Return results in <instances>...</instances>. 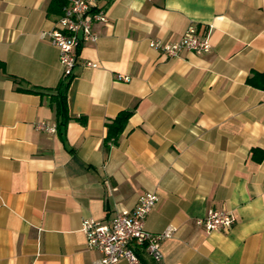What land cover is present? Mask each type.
I'll return each mask as SVG.
<instances>
[{
    "label": "crops",
    "instance_id": "crops-1",
    "mask_svg": "<svg viewBox=\"0 0 264 264\" xmlns=\"http://www.w3.org/2000/svg\"><path fill=\"white\" fill-rule=\"evenodd\" d=\"M51 2L0 0V264H93L82 221L147 193L145 229L173 232L160 262L138 248L140 264H264V91L246 82L264 75V0H98L107 22L77 50L62 135L37 128L56 127L62 81L46 33L65 3ZM190 26L209 53L168 59L149 45ZM129 109L105 153V123ZM212 209L235 217L230 231L195 225Z\"/></svg>",
    "mask_w": 264,
    "mask_h": 264
},
{
    "label": "built area",
    "instance_id": "built-area-1",
    "mask_svg": "<svg viewBox=\"0 0 264 264\" xmlns=\"http://www.w3.org/2000/svg\"><path fill=\"white\" fill-rule=\"evenodd\" d=\"M62 16L57 27L46 33L50 43L59 52L62 67V80L73 77L77 65V50L85 44L95 43L98 35L93 29L95 23L106 24V11L98 7V0H63ZM150 47L158 50L168 59L180 57L183 53L196 55L210 52V44L206 35L200 33L194 26L188 27L182 37L172 43L150 41ZM86 67L96 65L86 63ZM117 80L128 82L129 77L117 75ZM38 129L54 133L56 127L47 128L44 123L37 125ZM157 202L154 193L140 195L134 209L116 212L108 222L84 219L81 231L86 237L88 248L99 252L100 258L93 264H140L138 248H143L149 257L155 261L162 260L161 243L168 239L172 232L167 230L161 234H152L145 227V219ZM235 223V217L222 210L212 209L195 220V225L206 233L228 232Z\"/></svg>",
    "mask_w": 264,
    "mask_h": 264
},
{
    "label": "trees",
    "instance_id": "trees-1",
    "mask_svg": "<svg viewBox=\"0 0 264 264\" xmlns=\"http://www.w3.org/2000/svg\"><path fill=\"white\" fill-rule=\"evenodd\" d=\"M55 2L56 0H52L51 4ZM71 78L62 80L57 88V93L51 97V101L55 106L56 131L59 135L64 133L66 124L71 120L66 104V94L71 82ZM246 82L248 85L264 91V75L262 74L254 73L246 80ZM26 91L33 92L32 90ZM133 113L134 109L121 111L113 119L105 123L106 136L103 141V149L105 153H109L112 146L118 145L119 139L122 136L128 120L133 115ZM83 120V118L80 119V121Z\"/></svg>",
    "mask_w": 264,
    "mask_h": 264
}]
</instances>
